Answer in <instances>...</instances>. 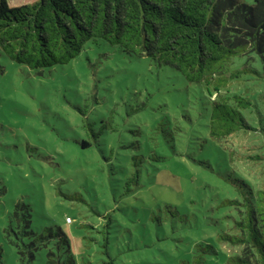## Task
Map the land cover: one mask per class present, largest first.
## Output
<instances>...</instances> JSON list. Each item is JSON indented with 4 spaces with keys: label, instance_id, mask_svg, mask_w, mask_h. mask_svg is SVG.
I'll return each mask as SVG.
<instances>
[{
    "label": "rangeland",
    "instance_id": "374dc122",
    "mask_svg": "<svg viewBox=\"0 0 264 264\" xmlns=\"http://www.w3.org/2000/svg\"><path fill=\"white\" fill-rule=\"evenodd\" d=\"M256 67L258 74L248 72L222 91L251 100L241 112L253 129L215 141L205 87L150 57L99 40L70 63L38 73L0 49V264H20L5 236L19 201L31 206L36 232L60 227L69 235L77 264H194L197 243L217 251L202 254L203 264L241 255L245 246L214 237L235 233L225 216L237 210L219 206L241 198L229 178L264 190V66ZM212 93L214 99L219 92ZM88 124L101 136L82 148ZM156 153L165 160L148 159ZM132 155L145 156L146 166L127 193Z\"/></svg>",
    "mask_w": 264,
    "mask_h": 264
},
{
    "label": "trees",
    "instance_id": "16d2710c",
    "mask_svg": "<svg viewBox=\"0 0 264 264\" xmlns=\"http://www.w3.org/2000/svg\"><path fill=\"white\" fill-rule=\"evenodd\" d=\"M99 40L129 56L150 57L160 67L178 71L187 82L203 85L211 95L207 124L211 139L220 141L237 130L253 129L241 112L252 105L251 100L242 93L222 91L248 72L258 74L257 65L264 66V0L252 4L246 0H35L14 7L9 0H0L1 51L38 73L70 63L88 43ZM212 91L219 92L214 99ZM86 131L89 139L81 141L82 148L98 145L101 133L91 124ZM148 159L162 162L165 157L156 153ZM130 160L127 193L140 184L146 166L143 155H132ZM199 163L211 167L207 160ZM229 180L240 189L241 198L223 199L219 206L237 210L236 217L225 216L233 220L235 233L220 231L214 239L245 247L241 255L226 257L224 264H264V190H255L241 178ZM62 195L84 202L80 196ZM32 217L31 206L19 201L5 230L20 264H35L42 254L44 264H77L69 235L60 227L38 233ZM108 238L104 235L103 247L109 255ZM195 249L194 264H203L202 254L217 253L209 243H197ZM104 264H113V259Z\"/></svg>",
    "mask_w": 264,
    "mask_h": 264
},
{
    "label": "built area",
    "instance_id": "2783aa9c",
    "mask_svg": "<svg viewBox=\"0 0 264 264\" xmlns=\"http://www.w3.org/2000/svg\"><path fill=\"white\" fill-rule=\"evenodd\" d=\"M67 221H68V223L72 222L71 218H67Z\"/></svg>",
    "mask_w": 264,
    "mask_h": 264
}]
</instances>
